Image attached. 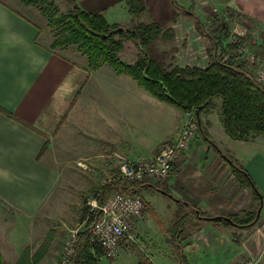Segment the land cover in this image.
Here are the masks:
<instances>
[{"label": "crops", "instance_id": "1", "mask_svg": "<svg viewBox=\"0 0 264 264\" xmlns=\"http://www.w3.org/2000/svg\"><path fill=\"white\" fill-rule=\"evenodd\" d=\"M179 1L180 7L192 8L196 0ZM199 1L198 18L206 28L217 9L222 17L229 12L264 30V0ZM76 2L90 13L102 14L117 6L130 15L126 0ZM144 2L142 22L172 25V42H181L174 46L173 62L206 68L210 46L196 22L185 18L172 0ZM38 15L42 17L21 0H0V250L4 264L58 263L64 246L62 231L48 239L50 230L44 231L46 221L38 215L54 203L57 192L71 195L68 184L72 187L70 179L77 175L78 162L91 161L94 186L99 185L98 180L119 175L124 161L136 164L154 158L163 143L179 138L186 120V113L160 101L132 77L117 75L106 65L90 69L86 57L76 50L52 49L45 20L42 17L41 23ZM69 50L74 57L64 54ZM211 116L201 117L208 139L199 130L168 180L154 184L156 188L146 181L144 191L148 198H167V208L176 214L168 225L176 224L181 230L178 249L184 262L179 258L178 264H264V140L235 141L224 128L219 139ZM228 159L246 170L262 194L260 220L253 227H228L195 216L194 208L205 218H214L257 207L253 192L241 186ZM146 203L145 216L135 226L144 241L152 208L151 202ZM151 246L150 263L164 264L165 246ZM123 249L131 250V246L123 242Z\"/></svg>", "mask_w": 264, "mask_h": 264}, {"label": "trees", "instance_id": "2", "mask_svg": "<svg viewBox=\"0 0 264 264\" xmlns=\"http://www.w3.org/2000/svg\"><path fill=\"white\" fill-rule=\"evenodd\" d=\"M77 0H70L72 9L67 14L60 13L54 0H21V2L36 9L47 20L48 27L55 30V40L52 49L75 47L76 51L86 57L90 69H98L109 66L117 75L126 74L132 77L139 86L160 101L169 103L183 113L196 112L204 107L201 117L207 116L215 107V101L219 99L220 120L225 133L232 140L248 141L256 136L264 138V88L254 79L243 63L234 59L227 62L221 61L219 53L220 42L205 28L203 22L195 15L196 26L202 36L213 42L209 49L210 63L206 68L196 66L180 67L167 59H161L155 50L157 42H172L175 33L172 28L150 23H134L132 28H122L117 24H109L103 14L90 13L80 9ZM174 5L184 13L175 0ZM130 15L139 19L146 12L144 0H126ZM227 28H223L228 33ZM126 41H133L140 50L138 60L133 64L125 63L121 58ZM173 54L177 51L171 50ZM166 57L168 52H163ZM156 56V57H155ZM202 135L208 139L203 127H199ZM236 179L243 188H249L257 202V207L245 211L236 216H218L205 218L202 213L194 208L195 216L225 226L250 228L259 220V209L262 205V194L256 184L243 167L238 166L228 159ZM117 175L111 181L102 186L99 201L104 204L115 193L125 195H140L147 182L136 183L127 180H118ZM153 187L156 188L154 184ZM82 221L86 223L78 236L75 254L71 264H100V258L104 256V250L99 244L90 241V230L100 217V211L89 212V208L83 209ZM173 231L174 243L179 247L181 230L175 224ZM179 250V258L184 262V257ZM45 246L40 252L39 258L44 255ZM0 264L4 259L0 250Z\"/></svg>", "mask_w": 264, "mask_h": 264}, {"label": "rangeland", "instance_id": "3", "mask_svg": "<svg viewBox=\"0 0 264 264\" xmlns=\"http://www.w3.org/2000/svg\"><path fill=\"white\" fill-rule=\"evenodd\" d=\"M175 1L180 7V1L179 0H175ZM198 1L199 0L194 1V6L192 8H182V7L181 8L187 11V13H192L193 15L198 17V15L200 14V6H199L200 1L199 2ZM56 5L58 6L60 13L63 14L69 13V11H71L72 9L70 0H62L59 1L58 3L56 2ZM180 13L183 16H185V18L191 19L194 22H196V20L193 17L191 16L188 17L187 16L188 14L184 13L183 11H181ZM102 14L104 15V18L109 24L111 25L117 24L120 25L122 28H126V29L132 28L134 23L142 22V20L145 19V17L143 18L140 17L139 19L134 20V18L128 14L126 8L124 7L120 8L117 6L109 8V10L102 12ZM38 17L42 19L40 15H38ZM209 18H210V23L212 22V24L209 23L210 24L208 25L209 27L208 28L205 27V28L214 36V38H217L218 42H220L219 53H221V55L230 54L231 51L235 50L237 46L240 44L248 45L250 50H252L253 52L264 53V30L262 28L252 24V22L250 21L246 22L243 19H240L239 16L235 17L233 16V14L229 12H226L225 15L223 14V17H222V13L220 14L219 11L218 13L212 12ZM44 20L42 19L40 20V22L41 23L43 21L45 22V28H46L45 30L46 31L48 30V39L49 40L51 39L53 43L56 38L55 36L56 31L49 28L47 20L45 18ZM171 27L172 25H169L166 28H171ZM224 27L227 28L226 30L228 33H225V30H223ZM204 39L206 40L210 48L213 47V42L210 39L206 37ZM180 43L177 41L169 42V43H164L159 41L155 44V50L158 51L157 55L161 59L162 58L164 60L167 59V62L170 63L172 62L173 56L175 55L171 52V50L174 48V46L180 45ZM70 49L76 50L75 47H71ZM163 52H168L169 54L166 55L165 57L162 54ZM72 53L73 52L70 50L64 52L65 55L74 57V54L72 55ZM139 56H140V50L135 44V42L126 41L124 44L123 52L121 53L122 60L125 63L133 64L138 60ZM232 59H234V57H232ZM173 64L176 65L175 62H173ZM241 65L245 66V68L248 71L250 70L249 68H247V65L245 63ZM215 103H216L215 107L210 111L208 115L210 114L212 115L211 120L213 122V132L215 136L219 137L220 139L223 136L222 134H224L223 125L219 115L221 101L217 99ZM256 137L261 140H264L263 136H256ZM90 163L91 161L78 162L77 175L73 177L74 180L70 179V183H71L70 185L72 187H70L68 184V188L73 190L71 192V195L67 197L65 194L60 196V194L58 195L57 192L55 194L56 198L54 199V203L51 202L50 205L47 204L46 205L47 211L44 210L43 213L41 212L38 215L40 221L43 219L46 221L44 231L50 230L48 239H53L54 235L56 234V231L58 230L62 231L63 234L62 236L64 238V246L66 241L70 237V234L73 231H78V236H79V233L85 227L86 223L82 221V214H83L82 211L85 207H88L90 213L94 212V210H92L93 207L91 206V202H93L95 198L99 200L102 186L106 182L111 181L116 175L118 177L117 179L120 180V174L118 175L117 173L110 180L107 181H104L102 179L98 180L100 179V177L99 178L97 177L98 183L99 182L101 183L99 185L97 184L96 186H94V166H92ZM88 165L91 166L88 167ZM140 193H141L140 194L141 197L144 196L147 201L151 202V207H152L151 210L148 212L149 222L146 224V229H145V232L147 233V236L145 237L146 242L144 241L143 238H140L135 233L134 230L132 233V239L125 241L129 243V245L131 246V250L123 249L120 251V254L116 258H109L106 256L105 250L102 247L104 250V256L100 258V264H151L150 259L148 258V256L150 257L151 254L150 252L152 248L151 245H153L154 247H159L160 244L165 246V250H166L165 258H167V260H165V262L163 263L164 264L179 263V256H178L179 250L177 248V244H175L173 241L174 240L173 231L171 230L168 231L174 225V224L168 225L169 221L171 220L173 221L174 218L176 217L175 216L176 214L174 213L172 214V210H169L167 208L168 204H166L165 202H167L168 199L167 198L164 199V197L159 195H155L154 198H150V197L148 198L146 196V192L144 191V188L141 190ZM42 234L43 232L41 233V236ZM64 246H63V251L65 248ZM63 251L60 260L63 255ZM60 260L58 261V263L60 262Z\"/></svg>", "mask_w": 264, "mask_h": 264}, {"label": "built area", "instance_id": "4", "mask_svg": "<svg viewBox=\"0 0 264 264\" xmlns=\"http://www.w3.org/2000/svg\"><path fill=\"white\" fill-rule=\"evenodd\" d=\"M218 13L217 9L213 10ZM233 43V41H232ZM234 57L238 63H245L255 81L264 88V53L250 50L246 44H240L230 54L221 55V61L227 62ZM199 132V123L195 112H187L180 136L175 142L163 143L158 153L148 161L136 164H120V180L142 183L149 181L162 184L168 180L173 168L182 164L185 154L190 150ZM92 210L100 211V217L91 228L90 240L101 245L109 258H116L123 242L132 239L135 226L147 209V203L140 195L115 193L101 204L97 198L91 202ZM78 231H73L65 243L62 258L58 264H71L75 254ZM245 264H256L247 261Z\"/></svg>", "mask_w": 264, "mask_h": 264}, {"label": "water", "instance_id": "5", "mask_svg": "<svg viewBox=\"0 0 264 264\" xmlns=\"http://www.w3.org/2000/svg\"><path fill=\"white\" fill-rule=\"evenodd\" d=\"M189 15L192 16L193 14L192 13H189ZM203 109H204V107H200L195 112L196 117L198 119L199 127H201V112H202ZM262 204H263V201H262ZM261 208H262V205H261ZM261 208L259 209V214H260Z\"/></svg>", "mask_w": 264, "mask_h": 264}]
</instances>
